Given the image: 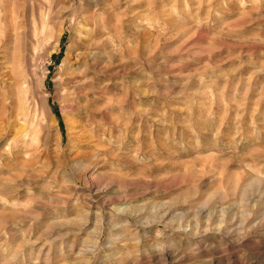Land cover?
Here are the masks:
<instances>
[{
	"label": "rangeland",
	"instance_id": "374dc122",
	"mask_svg": "<svg viewBox=\"0 0 264 264\" xmlns=\"http://www.w3.org/2000/svg\"><path fill=\"white\" fill-rule=\"evenodd\" d=\"M0 264H264V0H0Z\"/></svg>",
	"mask_w": 264,
	"mask_h": 264
},
{
	"label": "bare ground",
	"instance_id": "6f19581e",
	"mask_svg": "<svg viewBox=\"0 0 264 264\" xmlns=\"http://www.w3.org/2000/svg\"><path fill=\"white\" fill-rule=\"evenodd\" d=\"M5 29V28H4ZM95 31H93V34H94V32H97L98 33V31H96V29H94ZM96 45L98 46V44H97V42L96 41H92L89 45H84V48H86V49H88L89 47H90V49H92V48H94V46L96 47ZM84 65H87V61H85L84 62ZM81 87V86H80ZM44 101H46V95L44 96ZM78 107V106H77ZM79 109V108H78ZM76 111H78V110H76Z\"/></svg>",
	"mask_w": 264,
	"mask_h": 264
}]
</instances>
